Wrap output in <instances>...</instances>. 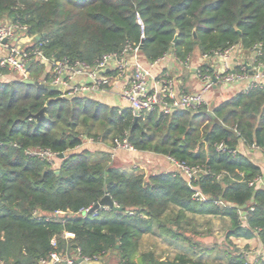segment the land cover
<instances>
[{
    "label": "trees",
    "instance_id": "trees-1",
    "mask_svg": "<svg viewBox=\"0 0 264 264\" xmlns=\"http://www.w3.org/2000/svg\"><path fill=\"white\" fill-rule=\"evenodd\" d=\"M5 22L25 26L21 35L32 39L25 49H38L51 62L94 66L104 55L139 47L149 64L173 54L186 65L195 53L239 45L247 53L260 47L264 64V0H0V24ZM46 71L42 60L32 62L29 79L49 85ZM204 72L213 75L206 67ZM85 139L126 142L199 172L192 178L126 172L110 155L82 149ZM241 145L264 150V86L215 108L169 115L155 110L137 118L130 108L63 97L20 77L0 81V262L40 264L53 253L99 260L117 251L120 264H246L234 240L264 244V188L250 186L262 169L240 152ZM46 152L65 157L51 160L41 155ZM106 195L120 210L80 214ZM189 215L228 221L222 244L212 247L225 263L141 254L145 235L181 240L199 254L209 250L194 238L195 228L185 235L183 225L194 224Z\"/></svg>",
    "mask_w": 264,
    "mask_h": 264
},
{
    "label": "built area",
    "instance_id": "built-area-1",
    "mask_svg": "<svg viewBox=\"0 0 264 264\" xmlns=\"http://www.w3.org/2000/svg\"><path fill=\"white\" fill-rule=\"evenodd\" d=\"M27 28L20 24L5 22L0 24V45L3 46L8 55L0 59V78L5 75L1 70L8 69L12 73H16L23 80L29 79L28 69L32 62L42 60L46 66L50 67L49 86L59 88L63 97H81L83 94H92L94 92H106L110 90L116 81L127 78L122 89L121 96L127 102L128 108L132 109L135 117L139 118L144 113L158 110L159 113L169 115L179 110L198 111L204 106H208L207 95L213 89L215 84H234L241 81H247L248 85L243 92H247L258 86H264V64L259 62L258 57L261 55V48L257 47L252 53L255 54V63L252 65H239L237 69L231 67L233 55L241 49L239 45L231 47L223 53H215L213 55H202L207 63L197 69V74L203 82V87L198 92L187 93L177 92L174 79L165 73L159 75L153 74V69L160 62L165 60V56L161 60L147 65L141 58L139 47L126 48L122 54L104 55L94 66H88L80 62H70L69 60L55 61L44 60L43 53L40 50L20 49L19 46L13 45L11 41L16 38V31H26ZM7 40V43L4 41ZM175 57V56H174ZM192 58V57H191ZM218 58L222 63L219 71L214 70L208 65L210 62ZM176 59V58H175ZM177 60V59H176ZM191 60V59H190ZM190 60L188 61L190 63ZM186 64V66L189 65ZM29 66V67H28ZM204 67L210 69L213 75L204 72ZM87 78L88 82H75L79 78ZM216 80V82L214 81ZM45 84V82H44ZM94 143L93 139H88ZM114 151L119 149L135 151L128 143L114 142ZM252 149L261 151L264 156V150L259 147ZM218 150H225L223 145ZM51 160L56 155L46 152L41 154ZM175 166V172H181L192 178L197 175V168H189L184 164H180L172 158H169ZM262 176L250 183V186L263 187ZM199 196V195H197ZM199 199L206 201L207 198L199 196ZM106 210L107 207L98 209ZM97 210L88 208L80 211L83 217L91 214L97 216ZM60 213H57L59 215ZM133 214V213H131ZM67 237L73 238L74 235L67 234ZM246 264H256L251 254L242 252ZM97 259H89L78 254L75 258L63 256L58 253L50 255L49 260H43L40 264H55L65 262L67 264H88ZM0 264H3L0 262Z\"/></svg>",
    "mask_w": 264,
    "mask_h": 264
},
{
    "label": "crops",
    "instance_id": "crops-1",
    "mask_svg": "<svg viewBox=\"0 0 264 264\" xmlns=\"http://www.w3.org/2000/svg\"><path fill=\"white\" fill-rule=\"evenodd\" d=\"M32 39L29 37H22L19 41L20 49L21 47H28L32 44ZM240 47V46H239ZM8 55L7 50L0 45V59L5 58ZM142 58V57H141ZM143 60V59H142ZM144 61V60H143ZM196 61L194 64L193 62ZM145 62V61H144ZM147 65L149 63L145 62ZM177 63H179L173 54H169L165 60L160 62L157 66L153 69L154 75H159L161 73H165L170 75L175 83L177 92H187L193 93L198 92L203 87V82L199 78L197 74V69L204 64L207 63L204 61L202 55L200 53H195L188 66H186V73L183 76L178 74ZM255 63V54L254 53H247L243 50H240L233 55V58L230 62L231 67L237 69L239 65H252ZM211 68L216 71H219L222 67V63L218 58L210 62ZM50 73V67L47 66L46 75ZM17 75V76H16ZM19 78V75L16 73H11L9 75H5L4 78H0V81H11L13 79ZM127 78L118 80L115 82L114 86L106 91V92H94L92 94H83L82 97H90L96 101L101 103L110 105V106H117L121 109L128 108L127 102L122 98L121 92L125 85ZM87 78H79L75 82H88ZM48 85V84H46ZM219 85L223 86V92L229 93L230 96L226 99L221 101L224 102L236 94L244 91L247 87V81H241L234 84H223L218 83L215 84L213 89L207 95L208 105L210 106V101L212 99L211 95L213 90H218ZM82 149H87L93 154L97 153H106L110 155L111 160L113 161L114 165H116L119 169L126 171V172H133L135 174H160V173H170L175 172L176 168L169 160L168 157H164L161 155H157L154 153H139L137 151H128L119 149L114 151L112 143L110 141L103 143L97 142H89L88 139H85ZM240 152L246 155L253 163L258 165L262 169V183L260 185H264V156L261 151L247 148L244 145L240 146ZM189 220H193V223H189V225L184 224L183 227L185 228V235L189 236L191 233L189 230L195 228L198 235H195L194 238L204 245L208 247L209 250L205 251L204 254L195 253L194 249H191L185 242L183 241H173L164 236L159 235H145L142 238L140 252L147 253L153 252L156 257L162 261L164 260H174L176 256L180 254H188L194 258H202L204 260L210 261H218L221 260L222 262H226L223 254L219 253L217 249L212 251V247L216 244H222L224 240V231L225 225H229L228 221L223 222L220 218H215L211 216H193L189 215ZM177 229V228H176ZM237 248H239L240 252H248L251 254L253 260L257 262L264 258V244L258 239L254 238L251 240H234ZM196 250V249H195ZM117 252V251H116ZM115 253H108L107 255L103 256L101 259L96 260L98 264H120V259L118 254ZM89 264V263H88ZM226 264V263H225Z\"/></svg>",
    "mask_w": 264,
    "mask_h": 264
},
{
    "label": "water",
    "instance_id": "water-1",
    "mask_svg": "<svg viewBox=\"0 0 264 264\" xmlns=\"http://www.w3.org/2000/svg\"><path fill=\"white\" fill-rule=\"evenodd\" d=\"M41 38L38 37L37 40H40ZM4 43H7V40L4 41ZM174 43H177V38H175V41ZM29 67V66H28ZM216 82V80H214ZM25 83L27 84H30V85H36L37 87L39 88H45V89H48V90H51V91H58L60 92L59 88L57 87H53V86H49V85H46L44 83H40V82H36V81H33V80H30V79H27L25 80ZM45 110L44 109L42 112H40L36 118L37 119H41L43 116H44V113H45ZM65 157V154H60L58 156L59 159H63ZM110 182V180H108V183ZM104 207H107L109 208L110 210H120L118 207H117V204L113 201V199L109 196V195H106L94 208H93V211L95 210H98V209H101V208H104ZM116 249L118 250L119 249V246L116 247ZM117 254V252H116ZM89 264H98L96 261H92L90 262Z\"/></svg>",
    "mask_w": 264,
    "mask_h": 264
},
{
    "label": "rangeland",
    "instance_id": "rangeland-1",
    "mask_svg": "<svg viewBox=\"0 0 264 264\" xmlns=\"http://www.w3.org/2000/svg\"><path fill=\"white\" fill-rule=\"evenodd\" d=\"M23 36L21 35V33H20V31H16V38L15 39H13L12 41H11V43L13 44V45H19V41L21 40V38H22ZM22 49H25V47H21ZM194 64L196 63V61H194L193 62ZM193 63H190L191 64V67L193 66ZM177 71H178V74L180 75V76H183L184 75V73H186V71H187V69H186V65L185 64H182V63H177ZM17 76V75H16ZM223 86L222 85H219V89L218 90H213L212 91V94H210L211 95V97H212V99H211V101H210V107L211 108H215L216 106H218L220 103H221V101L223 100V99H226L227 97H229L230 96V94L229 93H224L223 92ZM140 153V152H139ZM144 154V153H143Z\"/></svg>",
    "mask_w": 264,
    "mask_h": 264
}]
</instances>
